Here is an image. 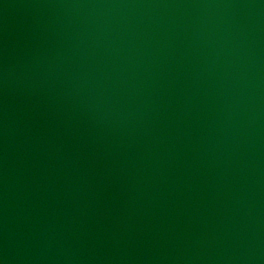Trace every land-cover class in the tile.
I'll use <instances>...</instances> for the list:
<instances>
[{
    "label": "water",
    "instance_id": "95a60500",
    "mask_svg": "<svg viewBox=\"0 0 264 264\" xmlns=\"http://www.w3.org/2000/svg\"><path fill=\"white\" fill-rule=\"evenodd\" d=\"M3 264H264V0H0Z\"/></svg>",
    "mask_w": 264,
    "mask_h": 264
},
{
    "label": "clouds",
    "instance_id": "9594fccd",
    "mask_svg": "<svg viewBox=\"0 0 264 264\" xmlns=\"http://www.w3.org/2000/svg\"><path fill=\"white\" fill-rule=\"evenodd\" d=\"M0 264H3V262H2V261H0Z\"/></svg>",
    "mask_w": 264,
    "mask_h": 264
}]
</instances>
